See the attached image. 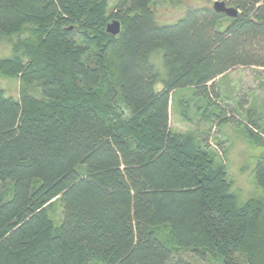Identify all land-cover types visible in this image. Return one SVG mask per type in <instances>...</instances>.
<instances>
[{
    "label": "trees",
    "instance_id": "1",
    "mask_svg": "<svg viewBox=\"0 0 264 264\" xmlns=\"http://www.w3.org/2000/svg\"><path fill=\"white\" fill-rule=\"evenodd\" d=\"M108 8L0 0V40L12 48L0 75L21 86L18 98L0 91V264H194L186 253L264 264V199L239 206L216 155L170 127L175 92L193 90L208 111L218 78L264 70V0ZM163 11L183 15L164 25ZM112 21L117 36L106 31ZM254 116L239 125L264 146ZM254 183L264 191V156Z\"/></svg>",
    "mask_w": 264,
    "mask_h": 264
},
{
    "label": "rangeland",
    "instance_id": "2",
    "mask_svg": "<svg viewBox=\"0 0 264 264\" xmlns=\"http://www.w3.org/2000/svg\"><path fill=\"white\" fill-rule=\"evenodd\" d=\"M109 12L121 0H107ZM177 11L162 12L157 16L160 24H171L182 17ZM12 56V48L7 40H0V59ZM18 79L0 75V91L7 97L18 98L20 93ZM206 102L190 89L174 93L170 107V127L172 131L187 136L194 135L203 145L216 155L231 182V192L236 195L239 206L255 198L264 199V191L254 183V169L264 156V146L251 143L243 126L247 124V112L251 111L264 129V70L257 68H237L218 78L215 93H210ZM217 107L230 116L231 121L223 124L214 110ZM213 113L212 117H209ZM243 124L239 125V124ZM54 217L58 225L62 211L57 207ZM185 258L194 264H211L186 253Z\"/></svg>",
    "mask_w": 264,
    "mask_h": 264
},
{
    "label": "water",
    "instance_id": "3",
    "mask_svg": "<svg viewBox=\"0 0 264 264\" xmlns=\"http://www.w3.org/2000/svg\"><path fill=\"white\" fill-rule=\"evenodd\" d=\"M214 9L219 14L227 15L228 17H236L237 11L233 8H228L224 2H216ZM107 33L112 36H117L121 32V24L118 21H112L107 25Z\"/></svg>",
    "mask_w": 264,
    "mask_h": 264
}]
</instances>
